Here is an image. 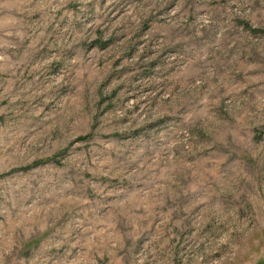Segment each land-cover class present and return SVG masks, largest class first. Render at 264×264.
I'll use <instances>...</instances> for the list:
<instances>
[{
	"label": "rangeland",
	"instance_id": "rangeland-1",
	"mask_svg": "<svg viewBox=\"0 0 264 264\" xmlns=\"http://www.w3.org/2000/svg\"><path fill=\"white\" fill-rule=\"evenodd\" d=\"M0 264H264V0H0Z\"/></svg>",
	"mask_w": 264,
	"mask_h": 264
}]
</instances>
